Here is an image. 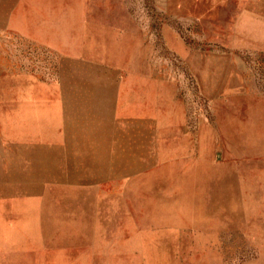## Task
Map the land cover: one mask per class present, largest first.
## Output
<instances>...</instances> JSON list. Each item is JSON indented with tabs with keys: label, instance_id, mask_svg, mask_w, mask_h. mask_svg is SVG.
I'll return each instance as SVG.
<instances>
[{
	"label": "rangeland",
	"instance_id": "1",
	"mask_svg": "<svg viewBox=\"0 0 264 264\" xmlns=\"http://www.w3.org/2000/svg\"><path fill=\"white\" fill-rule=\"evenodd\" d=\"M62 1L0 0V143L49 179L0 256L264 264V0Z\"/></svg>",
	"mask_w": 264,
	"mask_h": 264
},
{
	"label": "crops",
	"instance_id": "2",
	"mask_svg": "<svg viewBox=\"0 0 264 264\" xmlns=\"http://www.w3.org/2000/svg\"><path fill=\"white\" fill-rule=\"evenodd\" d=\"M54 2L56 0H53ZM65 1V0H63ZM62 1V2H63ZM2 104V106H1ZM16 104H20L19 102H16ZM1 108H3V110H1ZM13 114V112H11ZM0 115H4V119H7L8 117V111L6 109L5 106V102L0 103ZM30 117V122L32 118H36V116L34 117L32 115V117L30 115H27L26 118ZM37 119V118H36ZM28 122V124L30 123ZM55 122L51 123L54 124ZM37 125V126H35ZM35 125L30 126V128H27L25 131L29 130L30 133H34L36 130H38V132H44L46 127L44 126H38V123H35ZM53 126V125H52ZM23 130L20 129V132ZM7 131V124H6V120L1 121L0 119V135L2 133L6 134ZM50 133V138L52 139L54 136V131L53 130H48ZM37 132V135H38ZM240 139L241 137L243 138V136H239ZM235 139V137H234ZM3 145V144H2ZM6 143H4V146H1L0 143V202H4L6 204L5 207L0 208V221L3 225L4 223V218H10L12 220L11 227L9 226V228L7 227V230L12 229V227L15 225H17V222H14V220L18 221L17 219H21V224L24 223V221H27V217H24V213L26 212V205L30 204L31 201H28L27 199V195H20L18 194V191H16L17 189H19L20 186H23V184H26L27 187H31L34 185H49V179H43V177H41L42 179L37 183H34V179L36 176L33 174L34 172H37L38 168L36 167V165L33 163L34 162V157L35 154H38V152H36L35 154H33L30 151H25L23 150L20 153L14 152V153H10V155H8V152L6 150L5 147ZM51 151V156L54 157V148L49 149ZM53 159V158H52ZM54 160V159H53ZM52 164V162H51ZM142 169V168H141ZM21 175L20 179H14L13 176L14 175ZM37 178V177H36ZM26 180V181H25ZM12 183V184H11ZM12 186V187H11ZM4 189V190H3ZM13 189V190H12ZM10 190V191H9ZM5 191H9V193H11V195H7ZM32 203V202H31ZM31 218V217H30ZM14 219V220H13ZM14 222V223H13ZM21 224H18V226H20ZM23 228V227H22ZM9 233V232H8ZM7 234V231H6ZM28 234V233H25ZM10 235V234H9ZM13 235V234H12ZM29 235L33 236V233H29ZM15 252L16 250L14 248H12ZM33 248H29L28 250H32ZM14 252L11 251V249L9 250L7 248V244L5 245H1L0 244V253L2 252ZM1 257V256H0ZM7 255H2L0 261H4L6 262L5 264H8L9 262H7L6 259Z\"/></svg>",
	"mask_w": 264,
	"mask_h": 264
}]
</instances>
